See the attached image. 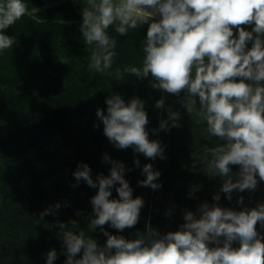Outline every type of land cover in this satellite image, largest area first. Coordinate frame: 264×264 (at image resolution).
I'll return each mask as SVG.
<instances>
[{
	"label": "clouds",
	"instance_id": "obj_1",
	"mask_svg": "<svg viewBox=\"0 0 264 264\" xmlns=\"http://www.w3.org/2000/svg\"><path fill=\"white\" fill-rule=\"evenodd\" d=\"M27 12L24 0L0 2V53L16 42L6 30ZM82 17L83 40L87 46H96L89 68L100 73L111 69L116 56L117 42L106 30L115 26L124 36L129 29L147 25L143 66L124 72L137 78L151 76L152 87L169 94L179 97L184 93L180 102L185 109L190 114L195 111L206 124L207 135L222 142L207 150L210 159L194 153V164L207 161V173L223 178L221 191L228 200L234 190H255L257 176L264 181V0H88ZM246 25H252V30H246ZM248 42H252L251 48ZM60 61L68 64L66 58ZM122 78L117 70L116 79ZM106 104L107 114L97 109L96 115L104 135L117 149L131 147L149 159L165 158L160 142L149 139L141 99L125 103L119 94H113ZM155 107L163 108L164 100H157ZM168 112L171 127H179V113ZM159 127L168 130L169 125L162 120ZM104 160L109 157L105 155ZM109 162L110 175L101 174L95 181L87 164L78 165L74 172L78 182L98 188L91 198L95 218L89 226L91 230L100 227L106 243L99 246L82 230L75 234L72 229L79 228L75 220L70 222L71 228L60 223L65 264H264V237L256 228L258 223L264 226V203L234 211L205 202L198 209L199 217L188 211L178 231L163 235L148 227L146 233L128 240L104 231L106 224L121 232L132 228L144 205L141 197L132 196L124 164ZM134 163L139 166L140 161ZM232 166H239L235 182ZM142 172L146 179L138 182L141 186L161 187L155 182L160 173L153 171L152 164H145ZM116 184L119 199H109ZM213 200L219 201L220 195ZM59 207L55 205V209ZM55 209H46L41 218ZM234 241L239 242L238 248L232 246ZM210 243L216 246L209 247ZM81 252V258L75 259ZM56 259V251L50 250L47 264Z\"/></svg>",
	"mask_w": 264,
	"mask_h": 264
},
{
	"label": "rangeland",
	"instance_id": "obj_2",
	"mask_svg": "<svg viewBox=\"0 0 264 264\" xmlns=\"http://www.w3.org/2000/svg\"><path fill=\"white\" fill-rule=\"evenodd\" d=\"M24 2L28 7L26 15L43 22L46 31L35 49L41 59L37 67L26 61L29 40L15 33L12 26L5 32L15 37L16 42L0 54L17 66L19 76L11 87L5 81L0 83V165L13 162L19 156L40 165L42 181L28 211V204L25 206L28 195L21 198L15 193V184L6 185L5 179L0 178V264H47V253L53 249L57 253L53 264H65L67 255L62 231L56 230L55 225L64 220L71 228L72 213L80 214L79 204L83 203L89 216L95 218L91 198L98 188L88 186L83 180L78 182L74 172L78 165L87 164L94 181L101 174L110 175L112 164L99 158L105 152L102 143L108 138L96 112L100 109L107 114L106 100L113 94H119L125 103L133 98L144 102L149 139L160 142L165 158L153 160L134 152L131 147L123 149L124 178L133 190V198L141 197L144 205L138 223L132 228L121 232L106 224L104 231L128 240L138 238L137 233H146L148 227L163 235L178 231L185 223L186 212L199 217L198 209L205 202L235 211L264 203V181H259L258 176L255 190H234L228 200L227 194L221 191L223 178L207 173V161L194 164V153L210 159L207 150L222 142L207 135L206 124L195 111L190 114L185 109L180 102L184 93L179 97L169 94L153 88L151 76L137 78L124 72L126 68L143 66L146 36L136 42L128 35L117 34L115 26H111L106 31L117 42L116 56L111 69L96 72L89 68L96 46H87L81 32L82 9L88 6V0H37L35 6L31 1ZM43 13L50 17L43 18ZM244 27L252 30V25ZM233 31L234 35L238 34L236 29ZM251 46L252 42H248L247 47ZM65 58L68 64L60 61ZM117 70L123 73L120 80L116 79ZM160 99L164 100V107L156 108V101ZM169 109L179 113V127H171ZM162 120L167 121L168 130L160 129ZM136 159L140 161L139 166L134 163ZM145 164H152L153 171L160 173L155 181L161 185L158 189L138 183L146 179L142 172ZM237 172L239 166H232L233 182ZM116 187L119 185L112 187L109 199H119ZM216 194L220 195L219 201L213 200ZM240 197H243L242 203ZM56 204L60 205L58 209H55ZM48 208L55 211L41 218L40 214ZM256 228L264 237V226L258 223ZM72 230L79 234V230ZM84 234L101 247L106 243L107 237L100 227ZM215 246L209 244V247ZM232 246L238 248L239 242L234 241ZM81 256L82 252L75 259Z\"/></svg>",
	"mask_w": 264,
	"mask_h": 264
},
{
	"label": "trees",
	"instance_id": "obj_3",
	"mask_svg": "<svg viewBox=\"0 0 264 264\" xmlns=\"http://www.w3.org/2000/svg\"><path fill=\"white\" fill-rule=\"evenodd\" d=\"M28 1L33 3L32 6L37 4V0ZM57 9H60V7ZM42 16L43 18H48L50 17V14L43 13ZM12 28L15 33H20L29 40L30 52L26 57V61H28L34 67L40 65L41 59L39 56H36L35 49L40 44L39 38L46 31V25L43 24V22L39 23L36 20H33L28 15H24L20 20L16 21L12 25ZM146 32L147 25H140L137 29H129L127 35L136 42H141L143 36H146ZM74 49V51H77L78 48L74 46ZM16 67V65H12L9 62L6 55L0 54V83H4L5 81V84L8 87L13 86L18 81L19 76ZM10 77L12 78L11 80L9 79ZM102 147L105 151L99 157L102 162L109 163V161H118L123 163V157L125 155L123 149H117L114 144L109 141V139L102 143ZM105 155L109 157V161L104 160ZM0 178L5 179L6 185H8L10 182L13 183V185L15 184V193L19 194L21 198L28 195V200L27 203H25V206L28 204V211H30L31 205L34 204V196H36L40 191L38 185L42 181L40 165L34 162L32 163L30 161H26L18 156L14 158L13 162H8L6 165H0ZM26 181L29 183L25 184ZM79 209L81 210V213H72L71 221L75 220L77 222L79 225L77 230H82L83 232L87 233L91 230L89 224L94 218L89 216L84 203L81 205L79 204ZM60 223L65 224V221L60 220L57 222L55 225L56 230L60 229Z\"/></svg>",
	"mask_w": 264,
	"mask_h": 264
}]
</instances>
